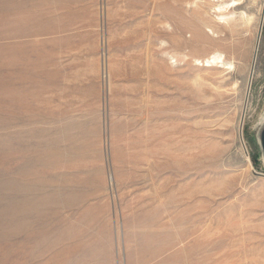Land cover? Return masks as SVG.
I'll list each match as a JSON object with an SVG mask.
<instances>
[{"label": "rangeland", "instance_id": "1", "mask_svg": "<svg viewBox=\"0 0 264 264\" xmlns=\"http://www.w3.org/2000/svg\"><path fill=\"white\" fill-rule=\"evenodd\" d=\"M263 118L264 0H0V264H264Z\"/></svg>", "mask_w": 264, "mask_h": 264}, {"label": "water", "instance_id": "2", "mask_svg": "<svg viewBox=\"0 0 264 264\" xmlns=\"http://www.w3.org/2000/svg\"><path fill=\"white\" fill-rule=\"evenodd\" d=\"M256 142H257V146L259 149L258 156L261 157V160L264 166V118L262 119V122L258 129V132L256 135Z\"/></svg>", "mask_w": 264, "mask_h": 264}, {"label": "bare ground", "instance_id": "3", "mask_svg": "<svg viewBox=\"0 0 264 264\" xmlns=\"http://www.w3.org/2000/svg\"><path fill=\"white\" fill-rule=\"evenodd\" d=\"M221 1V0H220ZM236 1V0H235ZM233 2H234V0H233ZM226 3H228V2H226ZM225 3V4H226ZM216 5H217V3H216ZM227 5V4H226ZM215 6V5H214ZM221 6V5H220ZM223 7V6H222ZM227 7V6H226ZM224 9V8H223ZM220 18H222V17H220ZM205 60V65H207V66H211V65H214V64H216V63H218V62H222V56H221V54H213L212 56H210L209 58H207V59H204ZM203 60V61H204ZM261 121V120H260ZM260 123V122H259ZM27 213H28V211H27ZM26 214V213H25ZM25 217V216H24ZM13 233V232H12ZM16 233V232H15ZM227 246V245H226ZM217 248H215L214 250H216ZM226 249V248H225ZM229 249V248H228ZM216 255V254H215ZM219 264V263H218Z\"/></svg>", "mask_w": 264, "mask_h": 264}]
</instances>
